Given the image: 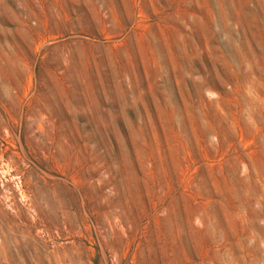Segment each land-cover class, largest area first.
Wrapping results in <instances>:
<instances>
[{"label":"rangeland","instance_id":"obj_1","mask_svg":"<svg viewBox=\"0 0 264 264\" xmlns=\"http://www.w3.org/2000/svg\"><path fill=\"white\" fill-rule=\"evenodd\" d=\"M0 264H264V0H0Z\"/></svg>","mask_w":264,"mask_h":264}]
</instances>
